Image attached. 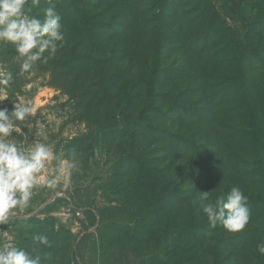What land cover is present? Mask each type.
I'll return each mask as SVG.
<instances>
[{
  "label": "rangeland",
  "instance_id": "1",
  "mask_svg": "<svg viewBox=\"0 0 264 264\" xmlns=\"http://www.w3.org/2000/svg\"><path fill=\"white\" fill-rule=\"evenodd\" d=\"M187 1L177 11L196 4L216 10L203 54L195 50L203 43L194 25L153 26L156 0H40L38 6L29 0L26 10L37 18L55 6L64 41L30 73L21 72L15 48L0 43V71L12 73L0 107L33 106L34 116L17 122L25 133L18 143L50 144L65 157L74 153L81 166L68 188H35L29 207L0 225V243L7 231L40 264H264L257 252L264 243V73H250L255 118L240 121L223 106L214 109L217 122L197 124L170 111L174 104H205L199 91L207 74L201 72L230 69L233 54L218 53L224 41L229 51L238 44L260 50L264 60V0ZM192 41L199 43L187 48ZM157 43L164 46L160 68L170 73L151 89ZM236 125L260 129L263 145L251 149ZM175 134L194 138L202 155L174 146ZM204 162L217 167L215 180L204 173ZM233 186L248 197L251 213L237 233L219 223L211 227L199 200V191L215 200ZM175 190L186 199L174 200ZM36 236H46L50 246Z\"/></svg>",
  "mask_w": 264,
  "mask_h": 264
},
{
  "label": "clouds",
  "instance_id": "2",
  "mask_svg": "<svg viewBox=\"0 0 264 264\" xmlns=\"http://www.w3.org/2000/svg\"><path fill=\"white\" fill-rule=\"evenodd\" d=\"M28 3L29 0H0V43L15 48L17 58L22 61V73H30L38 61L47 62L64 41L61 17L55 6L50 3L43 17L37 18L26 10ZM39 3L40 0H31L32 6ZM11 80V72L0 71V102L8 99L6 86ZM34 114L35 108L23 101L15 103L12 111L0 107V225L8 224L17 211L29 207L35 188L55 189L61 183L68 188L73 172L81 166L74 153L65 157L50 144L37 141L24 147L18 143L17 135L25 133L17 122L23 123ZM199 192L202 212L211 227L219 223L226 231L237 233L248 225L251 219L248 197L239 187H231L215 200H210V191ZM2 234L5 240L0 243V264H40L39 256L33 257L16 246L7 231ZM33 239L50 246L46 236ZM257 252L264 255V243L257 245Z\"/></svg>",
  "mask_w": 264,
  "mask_h": 264
},
{
  "label": "trees",
  "instance_id": "3",
  "mask_svg": "<svg viewBox=\"0 0 264 264\" xmlns=\"http://www.w3.org/2000/svg\"><path fill=\"white\" fill-rule=\"evenodd\" d=\"M204 1V0H202ZM188 2L187 0H156L151 6L152 12L154 11V19L153 26L160 29V31L165 30H178L180 28L188 27L189 25H194V28L191 30L198 29V38L201 41V44L197 49L194 46H197L199 41L195 44L187 45V48L195 49L200 54L205 53L204 49L207 46L205 40L210 35V31L212 30V24L209 22L210 19H216V10L208 9L206 4L203 6L201 4H196L190 6V8H185L183 12L177 11V6H182L184 3ZM194 10V12H192ZM194 14V16H190V14ZM169 17L168 22H165V19ZM171 19V20H170ZM207 24V26H205ZM175 27V28H173ZM173 31V32H174ZM219 31L215 28L212 33L217 34ZM209 33V34H207ZM179 41V40H178ZM210 41V40H208ZM224 41V40H223ZM218 50L214 52V54L218 57L225 53L227 50L228 54L232 58H230V69L228 72H218L213 74L212 72H201L207 74L204 79V84L201 85V90L199 91L202 95V100L205 104L203 106H196L195 104L188 105H179L174 104L170 111H172L173 115L178 118H183L187 122H194L197 124H208L211 120H215L217 122V118L215 117L214 109L226 106L228 112L231 110L237 111V117L240 121H244L247 116L255 118L256 117V108L254 109L255 99L252 96V82L254 80L253 76H250V73L257 71L264 73V69L260 67V63L264 64V60L262 58V54L260 50L256 49H248L246 45L238 44L235 45V50L231 49L229 51L230 43L228 41H224ZM181 44L177 43L176 46ZM214 47L215 45H210ZM164 46L160 43H157L153 47V54L151 58V84L150 88L152 89L154 86L160 83L162 75H169L167 69L160 68V63L162 61V51ZM180 49V48H179ZM220 54H218V53ZM246 52L251 53V57L249 60H244V54ZM217 53V54H216ZM211 54L209 56H212ZM248 65V66H247ZM255 72V73H257ZM261 77L262 74H259ZM163 77V76H162ZM255 115V117H254ZM233 124V122H232ZM236 129L238 130V135L240 134L243 141L244 138H249L251 143L249 147L253 150H256L259 146H262L261 136L262 133L258 128L252 129H244L241 125H236ZM194 136L198 134V132L192 133ZM236 135L235 131H231V136L234 137ZM170 142L173 143L174 146L183 145L186 148L192 149L198 156L202 155L200 146L197 145L196 140L190 137H181L179 135H174ZM211 149H218V145H214V142L210 144ZM213 150H210L209 153H212ZM208 153V154H209ZM207 155V154H204ZM210 155V154H209ZM203 161H205L206 156H203ZM234 162L237 161L233 159ZM205 168L204 173L211 180L216 179L217 167H211L207 162H204ZM220 166L221 163L219 164ZM238 164H232V168L238 167ZM176 192V193H175ZM173 193L174 200H181L184 197H180V193L176 190ZM186 199V198H184ZM254 203L252 202V205ZM256 206V205H254ZM253 206V207H254Z\"/></svg>",
  "mask_w": 264,
  "mask_h": 264
}]
</instances>
